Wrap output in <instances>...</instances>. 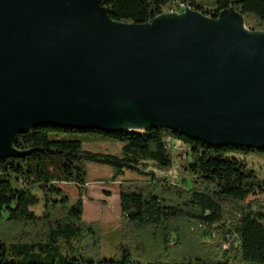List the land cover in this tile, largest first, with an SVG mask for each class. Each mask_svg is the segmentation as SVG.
Listing matches in <instances>:
<instances>
[{"label": "water", "instance_id": "1", "mask_svg": "<svg viewBox=\"0 0 264 264\" xmlns=\"http://www.w3.org/2000/svg\"><path fill=\"white\" fill-rule=\"evenodd\" d=\"M40 126L264 150V31L233 7L137 25L99 0H0V159Z\"/></svg>", "mask_w": 264, "mask_h": 264}, {"label": "trees", "instance_id": "2", "mask_svg": "<svg viewBox=\"0 0 264 264\" xmlns=\"http://www.w3.org/2000/svg\"><path fill=\"white\" fill-rule=\"evenodd\" d=\"M99 1L112 21L137 25L177 6L211 18L233 7L246 28L264 31V0ZM77 133L118 139L121 155L86 151ZM170 141L188 149L179 168ZM14 146L28 154L0 159V264H264V180L236 156L264 150L214 148L158 128L47 126L18 135ZM85 163L110 167L111 183L126 171L143 177L119 183L117 223L83 220Z\"/></svg>", "mask_w": 264, "mask_h": 264}, {"label": "rangeland", "instance_id": "3", "mask_svg": "<svg viewBox=\"0 0 264 264\" xmlns=\"http://www.w3.org/2000/svg\"><path fill=\"white\" fill-rule=\"evenodd\" d=\"M75 137L82 140V149L93 153L120 156L124 145V142L118 139L103 137L99 134L77 133ZM170 147L174 158V167L179 168V163L187 158L188 152L175 143H170ZM236 156L244 158L245 164L248 169L253 171L256 179L264 180V153L249 152L245 155L236 154ZM85 170L87 193L83 199V220L85 222L117 223L119 221V183L130 180L140 181L143 177L126 171L123 176L117 179V182L111 183L110 181L107 182V179L112 176L110 167L85 163ZM171 175L172 178H176L175 171H171ZM105 183L109 184L105 185ZM134 184L138 185V183ZM65 188L70 199L74 200L77 195L75 188L72 185H67ZM260 196L261 200L264 201V193Z\"/></svg>", "mask_w": 264, "mask_h": 264}, {"label": "built area", "instance_id": "4", "mask_svg": "<svg viewBox=\"0 0 264 264\" xmlns=\"http://www.w3.org/2000/svg\"><path fill=\"white\" fill-rule=\"evenodd\" d=\"M185 9H186L185 7L177 6V7H176V11H175V12H171V13H181V12H183ZM169 143H175L176 145L182 146L186 151L188 150V149L185 148L180 142H173V141H170Z\"/></svg>", "mask_w": 264, "mask_h": 264}]
</instances>
